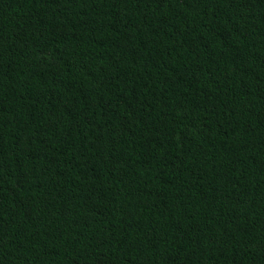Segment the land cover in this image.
I'll list each match as a JSON object with an SVG mask.
<instances>
[{"label":"trees","instance_id":"obj_1","mask_svg":"<svg viewBox=\"0 0 264 264\" xmlns=\"http://www.w3.org/2000/svg\"><path fill=\"white\" fill-rule=\"evenodd\" d=\"M0 264H264V0H0Z\"/></svg>","mask_w":264,"mask_h":264}]
</instances>
